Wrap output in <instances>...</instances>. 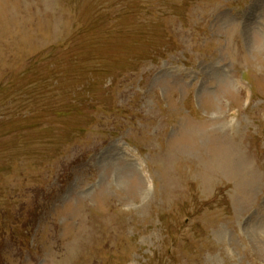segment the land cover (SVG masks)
Here are the masks:
<instances>
[{
    "label": "rangeland",
    "instance_id": "rangeland-1",
    "mask_svg": "<svg viewBox=\"0 0 264 264\" xmlns=\"http://www.w3.org/2000/svg\"><path fill=\"white\" fill-rule=\"evenodd\" d=\"M0 264H264V0H0Z\"/></svg>",
    "mask_w": 264,
    "mask_h": 264
}]
</instances>
